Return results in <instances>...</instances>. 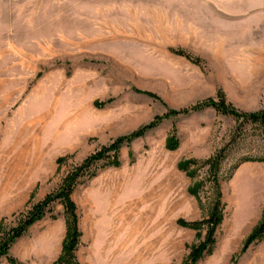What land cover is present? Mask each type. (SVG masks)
<instances>
[{
	"label": "rangeland",
	"instance_id": "obj_1",
	"mask_svg": "<svg viewBox=\"0 0 264 264\" xmlns=\"http://www.w3.org/2000/svg\"><path fill=\"white\" fill-rule=\"evenodd\" d=\"M210 99L264 110V0H0V239L88 157L155 123L77 181L79 264H186L218 191L224 218L197 264H264V236L248 241L264 131L194 109ZM70 225L54 203L0 264H54Z\"/></svg>",
	"mask_w": 264,
	"mask_h": 264
},
{
	"label": "trees",
	"instance_id": "obj_2",
	"mask_svg": "<svg viewBox=\"0 0 264 264\" xmlns=\"http://www.w3.org/2000/svg\"><path fill=\"white\" fill-rule=\"evenodd\" d=\"M211 106L217 111L233 116L236 119L252 122L258 124L264 131V110L260 112L241 113L238 110L225 105L224 102H216L210 99L194 109L205 108ZM190 110L171 111L170 116L179 115L181 113H188ZM155 123H150L140 127L129 135L117 138L110 146L104 148L102 151L88 157L85 162L75 171L71 172L64 182V185L55 193L49 194L44 200L36 204L27 214L23 222L9 231L5 237L0 239V258L7 255L13 243L21 238L29 228L37 221L44 218L51 210L54 203L60 201L66 210V214L70 219V227L67 233V239L63 246L62 254L54 264H79L77 261L76 252L80 245L81 232L79 230V215L77 205L72 198V193L77 184V181L85 174L89 173L98 162L105 160L111 163L119 164V152L122 147L128 145L133 140L144 137L147 132L155 128ZM178 145L174 144L173 148ZM110 153H113L110 154ZM225 206L222 202V194L217 192L215 201L210 210L209 216L202 220L193 221L191 226L198 229L206 228V237L204 241L193 247L186 264H197L204 255L209 254L217 241V231L224 218ZM264 236V220L255 229L248 241L254 240L258 237Z\"/></svg>",
	"mask_w": 264,
	"mask_h": 264
}]
</instances>
